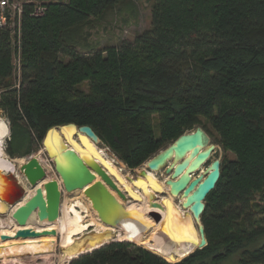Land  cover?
<instances>
[{
	"label": "trees",
	"instance_id": "16d2710c",
	"mask_svg": "<svg viewBox=\"0 0 264 264\" xmlns=\"http://www.w3.org/2000/svg\"><path fill=\"white\" fill-rule=\"evenodd\" d=\"M50 1L45 17H26L22 83L2 93L0 110L20 132L9 156L26 139L21 121L37 140L75 124L90 126L132 169L202 119L235 156L223 159L206 197L204 249L169 263L112 242L70 264H224L235 257V264H264V0H155L151 26L134 42L84 56L77 50L90 47L86 29L94 20L135 13L141 0ZM14 53L10 33L1 32L0 90L8 88ZM50 227L33 223L24 231ZM23 238L2 240L0 248H30Z\"/></svg>",
	"mask_w": 264,
	"mask_h": 264
},
{
	"label": "water",
	"instance_id": "95a60500",
	"mask_svg": "<svg viewBox=\"0 0 264 264\" xmlns=\"http://www.w3.org/2000/svg\"><path fill=\"white\" fill-rule=\"evenodd\" d=\"M70 131L73 135L67 134ZM88 140L95 145L101 143L90 126L78 127L75 124H67L53 127L47 132L43 140V148L49 159L53 161L63 188L67 193L83 191L91 201L93 210L97 212L99 221L110 228L120 229L126 222L144 226L141 221L144 214L138 210H130L124 205V202H128L130 191H123L117 186L103 165L97 161ZM78 145L89 146L93 155L85 153L82 148H78ZM214 151L215 146L210 145L207 132L202 127H197L193 132L181 135L170 146L149 159L146 162L147 170L140 173L141 177L147 178L148 172L164 171L167 176L165 185L168 192L156 190V195L149 196L151 206L163 209V204L157 200L158 194L170 193L174 198L182 199L181 208L192 213L201 238L195 251L202 250L208 245L201 216L206 208V197L215 189L221 176V160L211 161ZM208 163V167L202 172V168ZM20 171L35 193L13 212V220L20 228L33 223L58 222L62 208V191L59 182L52 180L39 186L45 181L47 174L37 158H32L22 165ZM0 188V214L6 215L21 203L27 191L18 177L1 170ZM164 204L166 207L169 206L167 201ZM149 215L154 217L156 223L162 220V216L157 212H151ZM105 234L106 232H102L103 236ZM102 235L97 234L96 230H91L81 234L74 244L62 250L65 254L74 255L70 261L91 254L114 240L98 242L96 246L91 247V241L98 240ZM42 236L53 238L56 234L45 233ZM16 237L39 238V235L28 230L18 232ZM7 238L2 237V240Z\"/></svg>",
	"mask_w": 264,
	"mask_h": 264
},
{
	"label": "rangeland",
	"instance_id": "374dc122",
	"mask_svg": "<svg viewBox=\"0 0 264 264\" xmlns=\"http://www.w3.org/2000/svg\"><path fill=\"white\" fill-rule=\"evenodd\" d=\"M34 2H43L46 4H49L50 0H31ZM155 3V0H141L136 5V12H129L127 10H119L117 13L112 14L105 18L103 21H96L94 20L93 24L90 28L86 29V33L89 34L87 37V43L90 47L86 49V47H79L77 52L81 54L82 56L87 55L88 53L94 54L97 51L104 50L107 47H120L123 45V43H132L135 41V39L140 36L144 31L148 30L151 26L152 22V8ZM85 45V43H83ZM15 48V47H14ZM94 50H91V49ZM68 59H66L67 61ZM12 62H13V69L12 74L9 78H7L4 83H7V90H0V101L2 100V93L6 92L10 89H18L20 88V84L22 83L23 79V71H22V52L21 55L18 56L15 52L12 56ZM20 62V68H18V63ZM82 87L85 90H88L87 85L83 84ZM0 118L7 124L9 128V136L5 140L4 145V151L6 154L7 159L9 162L14 164L17 169H19L22 165L26 164L30 159L37 158L40 160L41 164L45 168V171L47 172V179L39 186H43L46 182L57 180L59 181V184L62 187V208H61V215L59 218V221L56 223L51 224L50 230L45 233H54L56 236L53 238L50 237H43V234H38L39 238H22L25 240V242L32 244L29 248L28 246H24L22 248H15L14 246L6 247V248H0V264H60L62 256L65 254L63 252V248L61 247L62 243V234L60 232V223L61 219L64 214V209L69 204L74 203H80V206L76 207V210L81 211L83 213V216H85V222L88 224L96 223L98 225V216L97 212L93 210L91 201L84 195L83 191H76L74 193H67L65 189L63 188L62 180L58 176V174L55 171V165L51 159H49L47 153L44 151L43 148V140H37L34 133L30 131H25L24 128H27L26 122L21 121L18 123L19 130L21 133L23 132L26 135V139L18 140L14 143L16 146V153L14 156H9L6 148L7 145L14 142V137L20 136V132L18 129L10 123L9 119L6 116V113L3 110H0ZM202 126L196 125V127H202L207 134L210 137V145L215 146L214 154L212 155L211 161L215 160H221L225 157H228L230 159H233L235 156L231 152H225L223 149V146L219 143V135L213 130L212 126L209 122H207L205 119H202ZM196 127L192 130H188L185 133L193 132ZM156 133L159 135V130H156ZM211 134V135H210ZM46 136V135H45ZM45 138V137H44ZM174 141H171L169 144L165 145L161 150L167 148L170 146ZM100 144L97 145L98 148L103 150L106 153V157L110 158L114 163L116 167L123 169V175L125 177L131 178L133 180H137L140 176V173L144 170H147L146 162L142 164L141 166L137 168H129L128 165L119 157L117 153H115L113 150H111L102 140H100ZM159 150V151H161ZM210 161V162H211ZM209 163L206 164L202 169L204 170L206 167H208ZM202 170V171H203ZM157 177V180L162 185L163 189L168 192V189L165 186V181L167 180V176L165 175L164 171H161L159 173H154ZM20 180L23 182L24 187H26L25 184H27L25 178L23 175H21L20 171ZM28 185V184H27ZM130 185V184H129ZM132 187L134 186L131 184ZM30 188V189H29ZM135 190V187L133 188V191ZM125 191V190H124ZM27 196L32 194L31 193V187L28 185L27 189ZM141 193V192H140ZM138 191V194H140ZM116 195V194H115ZM166 194H158V202L163 203V200L167 197ZM28 197V198H29ZM145 197V201L141 204V208L138 207V201L134 199L130 194H128V202H124V205L131 209L133 206L138 208V211L142 212L144 211V214L147 215L152 219L154 223H156L154 217L149 215V209L150 211L156 210L153 207L151 208V200ZM134 201V202H133ZM146 201L148 203H146ZM174 203L179 205L181 207V200L180 199H173ZM132 202V203H131ZM149 207L148 211L147 208ZM19 206H15L12 208L13 212L17 210ZM9 218V219H8ZM12 218V212H9L6 215L0 214V226H3L4 228H9V231L16 232L17 228L13 225L11 222ZM12 226V227H11ZM15 228V229H14ZM25 228H22L21 231H24ZM42 230V229H39ZM91 230H95L94 226H90L88 230H86L85 234ZM1 231V230H0ZM35 233L38 230H33ZM127 232H131L130 230H123L119 237L117 239H114L112 242H123L132 244L135 246H138L140 248H143L152 254L159 256L166 260L169 263H177L182 261L184 258L178 260V261H170L160 255L157 251L149 249L147 246L142 245L140 242L137 241L135 238L136 232L134 231V234H131V236L126 235ZM44 233V234H45ZM81 235V234H80ZM7 235H1L0 232V244L2 243V237H6ZM17 236V235H16ZM76 236V238H78ZM9 238V237H8ZM7 238V239H8ZM46 239L45 243H37V240H44ZM12 240V239H8ZM131 240V241H129ZM30 241V242H29ZM12 242H10L11 244ZM23 246V245H20ZM186 258V257H185ZM71 259V257L69 258ZM66 259V260H69ZM238 257H235L232 259L231 263H224V264H235ZM61 262V264H63Z\"/></svg>",
	"mask_w": 264,
	"mask_h": 264
},
{
	"label": "bare ground",
	"instance_id": "6f19581e",
	"mask_svg": "<svg viewBox=\"0 0 264 264\" xmlns=\"http://www.w3.org/2000/svg\"><path fill=\"white\" fill-rule=\"evenodd\" d=\"M72 133V131L67 132V134L70 135H73ZM8 136L9 128L7 124L0 118V170L8 174H14L20 180L21 177L19 169H17L14 164L9 162L4 151V142L8 138ZM88 142L90 143L92 149L89 146L83 147L81 145H78V148H82L84 152L89 153V155H93L92 153L94 152L97 157V161L103 165L108 174L114 179L117 186L123 191H130V195L134 199H136V201L139 202L138 207L141 208V204L143 203V201H145V197L149 198V196L153 194L156 195V190H159L161 192L164 191L163 184L161 185L159 183L154 173L148 172L147 178L139 177V179H132L131 181V178L125 177L123 175L122 168L116 167L115 163L110 158L106 157V153L103 150L98 148L97 145L93 144L89 140ZM90 149L93 152H90ZM205 169H202V172H204ZM21 183L23 185V182ZM131 184H133L134 186L132 187ZM25 185V189L27 191L28 185ZM134 187L135 190L133 191ZM138 191L139 193H141L138 194ZM31 193L32 194L30 195V197L29 195L27 196L28 193H26L25 198L21 201L18 206L24 204V202L29 200L34 195L35 190L33 188H31ZM172 199H174V197L171 196L170 193H168V197H166L162 203L164 206L163 209L156 208V210L150 211L149 207L147 208V211L149 209V213L157 212L162 216V220L160 223H154L152 219L145 215L144 211L142 212L141 210V213L144 214V216H142L143 219H141L144 226L138 225L134 222H126L120 229L110 228L101 223L100 221L97 222L98 225L94 222L88 224L85 222V216H83V213L81 211L76 210V207L80 206V203L69 204L64 209V214L60 223V232L62 234L61 247L63 249L68 248L69 246L74 244L76 236H80V234L88 230L90 226H94L97 234L102 235V232H106V234L105 236L102 235V237L98 240H92L90 243L91 247L96 246L98 242H108L111 239H117L121 232H123L124 229H127L131 232L126 231V235L131 236V234H134L135 231V238L138 242H140L144 246H147L149 249L157 251L166 259L170 261H178L182 258H185L195 251L197 244L200 242L201 238L198 233L197 226L195 224L192 213L189 210H183L178 204L175 205ZM175 199H180L182 202L181 198ZM166 201L169 203L168 207H166L164 204V202ZM146 203L148 202L146 201ZM130 210H138V208L133 206ZM11 212L13 214L12 209ZM11 222L17 228L16 232L11 233L9 231L10 226L9 228H4L3 226H0L1 235H7L6 237L12 238L16 237L18 232H21L22 228H20L16 224L13 218H11ZM44 233L45 232L37 234ZM190 243L192 244L190 245ZM70 257L73 258L74 255L64 254L61 258V262L65 261L66 259H69Z\"/></svg>",
	"mask_w": 264,
	"mask_h": 264
},
{
	"label": "built area",
	"instance_id": "2783aa9c",
	"mask_svg": "<svg viewBox=\"0 0 264 264\" xmlns=\"http://www.w3.org/2000/svg\"><path fill=\"white\" fill-rule=\"evenodd\" d=\"M47 13L48 5L43 2H34L31 0H0V33L4 31L10 33L12 44L18 56L22 52L23 23L26 17L34 19L43 18ZM17 67L20 68V62ZM70 263V260H65L63 264Z\"/></svg>",
	"mask_w": 264,
	"mask_h": 264
},
{
	"label": "flooded vegetation",
	"instance_id": "af4514ba",
	"mask_svg": "<svg viewBox=\"0 0 264 264\" xmlns=\"http://www.w3.org/2000/svg\"><path fill=\"white\" fill-rule=\"evenodd\" d=\"M173 200V199H172ZM176 205V204H175Z\"/></svg>",
	"mask_w": 264,
	"mask_h": 264
}]
</instances>
